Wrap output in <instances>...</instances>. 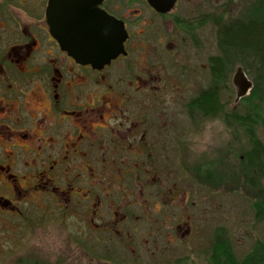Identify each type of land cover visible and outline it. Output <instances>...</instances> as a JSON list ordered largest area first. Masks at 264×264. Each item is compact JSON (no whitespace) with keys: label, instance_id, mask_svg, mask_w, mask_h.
<instances>
[{"label":"flooded vegetation","instance_id":"af4514ba","mask_svg":"<svg viewBox=\"0 0 264 264\" xmlns=\"http://www.w3.org/2000/svg\"><path fill=\"white\" fill-rule=\"evenodd\" d=\"M163 1L154 0L160 8ZM50 2L0 0V221L61 223L63 214L83 213L102 228L112 171L122 182L121 173L148 170L153 155L170 151L172 93L184 89L179 75L188 66L175 25H187L164 20L181 0L167 13L149 0H102L128 37L126 53L94 67L52 34ZM121 192V200L131 194Z\"/></svg>","mask_w":264,"mask_h":264},{"label":"rangeland","instance_id":"374dc122","mask_svg":"<svg viewBox=\"0 0 264 264\" xmlns=\"http://www.w3.org/2000/svg\"><path fill=\"white\" fill-rule=\"evenodd\" d=\"M256 2L181 0L164 18L187 25H175L180 61L188 66L179 75L184 89L172 93L170 151L153 155L148 170L121 173L122 182L113 178L119 170L112 171V214L107 211L106 227H96L83 213L63 214L61 223L53 217L41 221L32 216L29 222L6 217L9 224L0 221V264H212L217 230L238 258L264 243V217L259 214L264 212V179L257 188L246 180L248 133L228 127L222 117L202 119L188 105L212 83L209 58L222 54V27L245 17ZM228 59L221 101L226 111L244 113L248 100H237L233 83L242 66ZM247 75L253 82L250 97L255 84ZM261 100L264 115V91ZM186 131L189 137L183 135ZM257 133L264 147V126ZM124 188L131 194L121 200Z\"/></svg>","mask_w":264,"mask_h":264},{"label":"trees","instance_id":"16d2710c","mask_svg":"<svg viewBox=\"0 0 264 264\" xmlns=\"http://www.w3.org/2000/svg\"><path fill=\"white\" fill-rule=\"evenodd\" d=\"M218 38L222 54L209 58L212 83L189 102V109L207 118L222 117L228 127L245 129L250 141V148L246 151V170L250 175L246 180L257 188L260 179H264V147L257 133L258 127L264 126V115L259 105L264 91V0H257L245 17L223 26ZM228 58L239 63L255 84L252 96L240 99L242 102L248 100L246 106L249 108L244 113L226 111L221 101V89L227 85L230 69ZM259 214L264 217L261 210ZM210 262L264 264V243H256L246 256L238 258L228 238L217 230Z\"/></svg>","mask_w":264,"mask_h":264},{"label":"water","instance_id":"95a60500","mask_svg":"<svg viewBox=\"0 0 264 264\" xmlns=\"http://www.w3.org/2000/svg\"><path fill=\"white\" fill-rule=\"evenodd\" d=\"M102 0H51L47 11L52 34L63 48L79 62L103 67L126 53L124 43L128 33L123 22L101 10ZM150 3L159 11L167 13L175 0H165L160 8L154 0ZM63 6L65 8L60 9ZM237 100L248 95L253 87L242 67L234 75Z\"/></svg>","mask_w":264,"mask_h":264}]
</instances>
